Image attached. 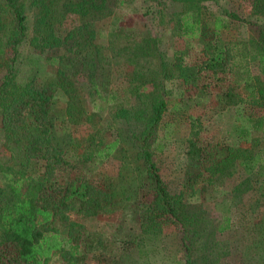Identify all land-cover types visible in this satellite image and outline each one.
Instances as JSON below:
<instances>
[{"label": "trees", "instance_id": "16d2710c", "mask_svg": "<svg viewBox=\"0 0 264 264\" xmlns=\"http://www.w3.org/2000/svg\"><path fill=\"white\" fill-rule=\"evenodd\" d=\"M130 1L28 0L37 12L31 31L19 0L0 2V264L217 263L194 253L198 221L204 216L188 213L185 206L206 183L205 174L230 176L236 158L242 156L229 145L225 158L214 163L219 132H231L236 142L255 133L264 136V0H253L246 18L229 9L227 0L151 4L140 0L135 6ZM66 14L82 24L105 21L108 55L97 56L93 45L73 42L69 47L72 33L62 42L60 26ZM230 21L251 28L253 35L226 42L222 33L229 30ZM138 23L140 29L135 27ZM159 25L184 40L186 64L174 54L169 56L162 34L150 33ZM144 40L151 45L142 46ZM60 46V54L47 62L54 76L44 70L42 60ZM143 62L150 68L135 87L120 84L122 75ZM169 68L178 70L192 103L184 109L210 110L215 117L210 126H201L199 117H194L197 128L184 137V158L199 172L183 182L177 196L163 186L152 158L155 131L171 103L170 91L143 101L145 85L166 89ZM107 83L108 97L101 93ZM81 95L95 113L105 109L114 120L130 122L134 129L127 142L140 166L134 167L125 196L90 180L95 161L123 142L120 134L91 151L93 158L64 157L73 144L67 125L82 111ZM59 97H65V107L51 110ZM234 112L240 118L231 126ZM222 121L225 128L219 126ZM255 151L258 156L239 165L253 179L264 209V142ZM139 176L154 184L152 192L138 190L134 179ZM114 214L118 222L89 228L71 219V215L88 220ZM212 230L244 236L246 243L241 246L240 239L233 243V252L241 254L244 263L264 264V223L235 228L223 217Z\"/></svg>", "mask_w": 264, "mask_h": 264}, {"label": "rangeland", "instance_id": "374dc122", "mask_svg": "<svg viewBox=\"0 0 264 264\" xmlns=\"http://www.w3.org/2000/svg\"><path fill=\"white\" fill-rule=\"evenodd\" d=\"M140 0H131V5L135 6ZM148 4L153 0H146ZM253 0H227L228 8L236 11L239 15L247 17L250 11V4ZM2 2V0H0ZM23 6V10L26 16L28 31L32 30L33 22L37 12L31 8L28 4V0H19ZM126 2V1H125ZM164 21V18H162ZM105 21L97 23L82 24L79 19L66 14L65 18L61 22L60 28H63L62 38H66L68 34H73V41H68L67 45L72 46L73 42L78 44L93 45L95 47V53L97 56L108 55L106 40L104 38L106 33ZM229 30L222 33V38L226 42H235L242 38H247L249 35H253L251 28L242 25L237 22H229ZM135 27L140 29L139 23ZM205 28L210 29L211 24H207ZM137 29V30H138ZM150 33L162 34V42L169 47L170 53L177 56L182 62L186 64L188 61V54H184V40L180 38L172 37L167 33V30L163 25L153 26L150 29ZM138 36H136L137 39ZM63 42V41H62ZM142 46L148 47L151 45L149 41H143ZM82 48V46H80ZM78 47V48H80ZM77 48V47H74ZM61 52V46L46 52L43 55L44 68H46L47 62L56 58ZM49 63V62H48ZM4 67V64H1ZM150 68L143 64H137L129 69V71L122 75L120 84L125 86H136L141 74L145 69ZM44 69L50 74L56 76L55 71ZM44 71V72H45ZM2 73V71L0 72ZM49 74V73H48ZM50 76V75H49ZM165 85L168 84L166 89L162 85L152 88L149 84L143 88V93L146 94L143 99L144 102L150 100V95L154 94L164 96L167 90L170 91L171 103L168 104L164 111L161 121L155 131V142L153 143L155 149L152 153L153 161L156 164L157 173L160 176L163 186L171 195L179 194L182 191V184L186 179L192 178L199 172L198 167L192 164L184 158V137L190 129L197 128L198 121L194 117H199L201 126H210L215 117L210 110L206 112L203 110H187L184 106H191V101L185 92V86L183 81L179 77L178 70L175 68H169L165 72ZM259 82V80H256ZM119 84V83H118ZM166 90V91H165ZM152 92V93H151ZM101 93L106 97L109 96L110 85L104 84L101 87ZM9 97V96H7ZM84 96L81 95L80 98ZM147 97V98H146ZM169 97V96H168ZM65 97L56 98L51 106V110H62L65 107ZM209 109V108H208ZM80 115L74 123L67 125L70 130V134L73 139V144L64 153V157L67 160H74L81 156H90L91 151L103 148L105 144L111 142L114 133L120 134L119 138L123 142L118 144L114 150L103 159H99L94 165L90 180L92 183L100 184L107 190L114 191L116 195L125 196V189L128 187V182L131 181V176L134 173V167L137 168L138 161L134 160L135 153L132 152V145L127 142L128 135H130L134 129L130 126L131 123H124V120H114L112 115L105 109L97 113L92 110L87 102L86 97L83 98L81 105ZM235 114V115H234ZM234 117L230 118L231 126H234L236 119L240 118L239 112L233 113ZM223 120H227V117H223ZM129 125V126H126ZM219 126L226 127V124L222 121ZM218 131L220 129H217ZM220 144L216 148L215 162L219 164L222 159L225 158L226 148L231 145L236 148L242 156H239L235 160V170L228 175H214L209 177L204 175L206 183L199 190L197 196L187 200L185 209L188 213H193L195 216H204L198 221L199 228L196 231V243L197 248H194V253L205 256L206 258H213L216 260V264H250L243 262L241 254L233 252L232 245L237 243L240 239L241 246L246 243L244 236L233 235L232 232L224 231L221 233L212 230L213 226L219 225L223 217L229 219V224L235 228H238L242 224H248L252 222L264 223V209L262 201L257 195L255 185L251 176L244 174L240 168V162L245 158L247 160L253 159L258 156L256 153L257 145L261 143L263 146L264 136L258 133L253 134L245 142H236L232 139L231 132H219ZM95 157L92 155V158ZM261 158V157H260ZM245 161V160H244ZM227 174V171L225 170ZM139 191L152 192L154 184L149 180L139 178L134 179ZM184 202V199H182ZM226 209V211H225ZM71 219L78 224L84 225L87 228L93 227L95 224L114 223L118 222L117 215H107L96 219L85 220L82 217L71 215ZM215 224L210 226L209 224ZM206 225V229H201ZM201 226V227H200ZM232 236V237H231ZM165 264V260L163 262Z\"/></svg>", "mask_w": 264, "mask_h": 264}]
</instances>
